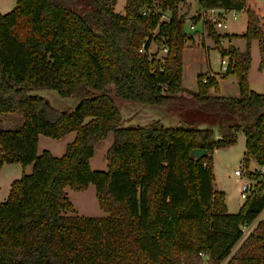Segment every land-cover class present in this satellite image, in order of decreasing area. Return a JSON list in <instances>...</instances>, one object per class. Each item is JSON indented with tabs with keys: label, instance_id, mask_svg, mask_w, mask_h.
Instances as JSON below:
<instances>
[{
	"label": "trees",
	"instance_id": "obj_1",
	"mask_svg": "<svg viewBox=\"0 0 264 264\" xmlns=\"http://www.w3.org/2000/svg\"><path fill=\"white\" fill-rule=\"evenodd\" d=\"M183 1L126 0L122 14L114 10L116 0H15L10 11L0 12V116L16 112L22 121L0 127V169L10 162L32 164L0 202V264H264V215L258 218L264 177L259 192L236 212L227 210L225 194L213 182L214 150L233 145L239 131L246 166L251 159L264 165V93L248 81L253 39L264 67V4L198 0L203 8L247 14L243 33H218L205 21L217 45L221 37L246 41L244 50H220L228 54L226 71L236 75L240 90L225 96L209 93L219 85L207 72L198 74L196 90L183 86V49L193 38L177 8ZM154 2L171 10L168 20L161 11L141 14ZM149 32L147 52H139ZM153 41L158 50L168 47L162 58L150 51ZM49 88L77 98L75 108H51L31 93ZM111 92L151 105L189 98L205 117L187 127L160 120L125 125ZM111 131L107 169H92L95 144ZM70 132L75 136L62 155L38 152L41 134L61 138ZM193 148L208 153L196 160ZM90 183L105 216L79 215L65 190ZM253 222L241 240L242 226Z\"/></svg>",
	"mask_w": 264,
	"mask_h": 264
},
{
	"label": "rangeland",
	"instance_id": "obj_2",
	"mask_svg": "<svg viewBox=\"0 0 264 264\" xmlns=\"http://www.w3.org/2000/svg\"><path fill=\"white\" fill-rule=\"evenodd\" d=\"M126 0H116V3L114 4V10L119 13H124V6H125ZM264 1V0H262ZM15 5V0H0V12L6 13L10 11ZM178 11L183 14H191L195 13L196 11L193 10V4L192 0H184L183 2H180L177 4ZM84 7H81V10H83ZM152 10L155 11H161L162 17L161 19H165L171 14L170 9L161 10L157 5L153 7ZM232 16V14H230ZM229 25L230 30L233 31H239L244 30L243 27V21L241 20V15H238L236 18L231 17L229 19ZM224 23V21H223ZM227 24V21H226ZM189 27V23L186 22V28ZM215 28V27H214ZM206 29V35L208 34L207 28ZM223 26L218 27V30H224ZM217 32V29H215ZM190 34H195L198 43H201L203 40L202 36L196 32L192 31ZM151 39L152 36H150V32L144 37ZM204 37V36H203ZM222 38V37H221ZM224 38V37H223ZM227 38V37H226ZM229 39H235L233 37H228ZM196 40V39H195ZM209 43L214 42L213 38L209 35ZM243 41L240 40L237 41V44L239 46L242 45ZM228 41L225 40V43ZM192 43V42H190ZM187 44V42H186ZM185 44V46H186ZM193 45L195 42L192 43ZM220 45V44H219ZM184 46V47H185ZM202 46H200L201 48ZM203 48V47H202ZM156 43L153 41L151 42L150 51L156 52V56L159 58H162L164 56V52L158 50ZM252 53L254 56V59L256 61L257 56L260 55L256 42L254 43V46L252 48ZM219 51L216 48H212L210 50V61L212 63V67L214 69L220 68V55ZM253 80L258 75V69L253 66V69L251 71ZM113 88V86H111ZM111 90V88H109ZM261 92V91H259ZM32 94H37L40 96H43L47 99L48 105L51 108L58 109V110H68V109H74L75 106L78 103L77 98L72 97H62L56 89L49 88V89H40V90H34L31 91ZM111 96L114 98L116 104L118 105L125 125H132L133 123H139L144 124L147 122L145 121V111H151L153 117L156 115V113H163V114H172V119L167 122L165 125L169 126H175V127H187L190 125H199L200 122L205 117V113L197 108L193 107L192 100L189 98L181 100V101H175L174 105L170 106H163V105H151L139 102L137 100L132 99H123L116 97L113 92H111ZM181 103V104H180ZM183 103V104H182ZM168 108V109H164ZM163 110V111H161ZM8 114H12L17 119H20V116L16 112H8ZM136 118V119H135ZM151 121V120H150ZM22 121L17 122L16 125L10 127V128H16L21 125ZM75 136V132H71L70 135L67 134L61 138H53L46 135H42L41 139L39 140L38 144V152L40 153L44 149H48L53 155L60 156L64 153V147H66L67 144L66 141H72L70 138L71 136ZM113 140V132H109L107 136L101 140H99L95 144V150L94 155L90 159V165L92 169L96 170H106L107 169V160H106V153L108 151V148ZM244 151H245V135L242 131L238 132L237 139L233 145H230L229 147H221L218 148V151L213 152V182L214 186L222 190L225 194V202L227 206V210L229 212H236L238 211L239 206L245 201L240 196V186L242 180L249 179L252 180L254 183L255 189L251 192V195L257 194L259 192V184L258 181L261 180L264 177V167H261L260 164H258L254 159L249 161L248 166L244 163ZM240 169L242 171L241 176H237L235 174V170ZM247 169H249L252 172H255L259 175V177L252 178V176L249 175L247 172ZM23 173V172H20ZM22 174H19L18 177H20ZM67 194L74 204L76 208V212L79 215H92V216H105L106 212L99 206L97 197L95 194V185L93 183H90L89 186L84 190H74L67 186L66 188ZM264 215V212L261 213V215L258 217H262ZM206 257V256H204Z\"/></svg>",
	"mask_w": 264,
	"mask_h": 264
},
{
	"label": "crops",
	"instance_id": "obj_3",
	"mask_svg": "<svg viewBox=\"0 0 264 264\" xmlns=\"http://www.w3.org/2000/svg\"><path fill=\"white\" fill-rule=\"evenodd\" d=\"M256 3L258 4H264V1L262 0H255ZM180 3V2H179ZM193 4V10L196 11L195 13L187 14L185 19L186 22L189 24L194 25V31L198 32L203 40L201 43H198L196 35L193 34V38L189 39L187 41L186 46L183 49V72H182V83L183 86L187 89L190 90H196L197 89V76L199 73L207 72L210 75H213L216 80L218 81L219 85V90L218 92H215L213 89L209 90L210 94H216V95H225V96H238L240 93L239 90V85H238V80L236 75H234L231 72H227L226 70H223L221 68L219 69H214L212 67V63L210 61V50L212 48H216L219 51L220 55V60L222 58V54L220 52L221 48H228L229 46H234L239 50H244L246 41H243L242 45L239 46L237 44V41L240 40H245L243 38H237V39H229L228 37H222L220 38V45H217L215 42H210L209 43V35H206V29L204 22L202 21V18L199 17V15L202 13V11L205 9L202 6L199 5L198 0H192ZM221 12L222 15L224 16V25L223 28L224 30H218V27H215L217 29L218 33H228V34H233V33H243L246 30V24H247V14L245 10H224L223 8L217 7ZM232 14V16H230ZM238 15H241V20L243 21V27L244 30H239V31H233L228 29L229 25V19L231 17L236 18ZM192 16H197L196 19H191ZM170 16L165 18V20H168ZM227 21V24H226ZM185 22V24H186ZM189 29V27H188ZM204 36V37H203ZM196 39V40H195ZM225 40L228 42L225 43ZM214 41V40H213ZM190 42H195L193 45ZM256 42L258 51L260 55L257 56V59L255 61L253 53H252V48L254 46V43ZM200 46H202L200 48ZM251 64L249 67V73H248V81H249V86L255 90V91H261L264 93V67L261 69L259 67L261 59H262V54L260 51V45L258 39H253L251 41ZM225 56H228V54H225ZM221 64V63H220ZM258 69L259 76L257 75L255 79L253 80L251 71L253 69V66ZM167 106V105H163ZM168 107V106H167ZM168 109V108H164ZM163 111V110H161ZM151 111H145V121L143 122H151L153 120H160L164 125L167 124L172 119V114H163V113H156V115L153 117L151 114ZM21 119V118H20ZM136 119V118H135ZM151 120V121H150ZM21 121V120H20ZM19 119H17L15 116L12 114L5 113L2 116H0V127L2 128H10L14 125H16L17 122H20ZM139 124V123H133L132 125H146L148 124ZM169 126V125H168ZM216 135H218L217 128L215 127ZM71 133V132H70ZM70 133H68L70 135ZM43 134L39 136V140L41 139ZM67 135V134H66ZM238 135V133H237ZM74 135L71 136V140H73ZM70 141H66L65 144H68ZM39 144V141H38ZM229 147V146H228ZM66 147H64L65 149ZM65 151V150H64ZM218 151V148L214 150V152ZM253 160V159H251ZM261 167H264V165H260ZM32 169V164H28L27 166L23 167L19 162H10V163H4L0 169V202L5 200L9 194L10 190V185L14 179L19 178V174H22L20 172L26 171L30 172ZM89 186V185H88ZM215 189L220 190L219 188L215 187ZM66 190V189H65ZM67 192V191H66ZM99 204V203H98ZM76 209V208H75Z\"/></svg>",
	"mask_w": 264,
	"mask_h": 264
},
{
	"label": "built area",
	"instance_id": "obj_4",
	"mask_svg": "<svg viewBox=\"0 0 264 264\" xmlns=\"http://www.w3.org/2000/svg\"><path fill=\"white\" fill-rule=\"evenodd\" d=\"M156 2L152 3V4H145L142 8H141V14L143 16H146L148 14L151 13L152 9L154 6H156ZM158 6V5H157ZM199 17L202 18V21L204 22L205 25V21H208L210 23H212V25L214 27H221L224 25L223 21H224V16L222 15V12L217 8V7H210V8H205L202 13L199 15ZM189 31L192 32L194 31V25L191 23L189 24ZM150 32H155V30H152ZM149 38H145L142 42L141 45L139 47V52H147V46H146V42ZM168 50V47L166 45H164L160 51L164 52V55L166 54ZM227 66H228V56L223 55L221 58V68L223 70H227ZM207 79L204 78L203 82H206ZM235 174L237 176H241L242 171L240 169H236L235 170ZM255 189L254 183L252 182L251 179H249L247 177V179L242 180L241 182V186H240V196L243 199H246L248 196L251 195V192ZM256 222H253L251 224H247V225H243L242 226V239L246 238L249 233L251 232V230L253 229V227L255 226ZM201 255H203V252H200Z\"/></svg>",
	"mask_w": 264,
	"mask_h": 264
},
{
	"label": "water",
	"instance_id": "obj_5",
	"mask_svg": "<svg viewBox=\"0 0 264 264\" xmlns=\"http://www.w3.org/2000/svg\"><path fill=\"white\" fill-rule=\"evenodd\" d=\"M208 151L203 148H193L190 152V155L194 157L196 160H198L203 155L207 154Z\"/></svg>",
	"mask_w": 264,
	"mask_h": 264
}]
</instances>
